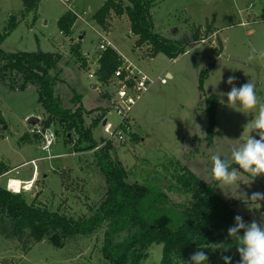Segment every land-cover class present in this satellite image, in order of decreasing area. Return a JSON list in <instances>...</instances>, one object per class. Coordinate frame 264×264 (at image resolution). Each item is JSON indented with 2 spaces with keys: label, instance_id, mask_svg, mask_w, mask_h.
I'll list each match as a JSON object with an SVG mask.
<instances>
[{
  "label": "rangeland",
  "instance_id": "1",
  "mask_svg": "<svg viewBox=\"0 0 264 264\" xmlns=\"http://www.w3.org/2000/svg\"><path fill=\"white\" fill-rule=\"evenodd\" d=\"M105 2L75 0L72 3L75 9L82 15L85 13L83 19L77 20L73 34L66 37L58 28V20L68 8L59 0H42L36 14L25 16L2 48L7 52L42 50L63 56L60 78L83 95L82 106L87 111L94 110L84 117L83 128L91 126L105 112V118L93 129L94 139L101 146H112V158L129 171V182L156 181L168 190L184 166L206 182L216 181L211 173L212 154L220 152L222 159L231 161L233 145L243 143L249 135L259 139L250 123L256 112H247L238 103L229 105L227 96L221 94L231 91L233 85L227 80L234 76V86L253 83L260 101L264 102V0H155L152 8L155 31L170 39H185L187 48H191L190 54L183 53L174 62L162 53L151 58L148 47H137V37L132 34L126 15L118 17L112 13L107 26L97 25L94 14ZM23 9V0H0V28L7 25L11 15H21ZM207 26L213 27L210 35L205 34ZM198 28L203 32L204 43L192 46V34ZM105 39L111 43L106 49L114 48L157 79L134 107L129 133H124L123 138L106 131L107 123L116 127L119 117L114 109L115 80L102 83L96 76L101 54L106 50L100 48ZM79 42L86 67L77 63L70 53L72 45ZM203 70H208L209 75L201 91ZM167 72L173 78L161 84ZM10 83L0 82V109L6 121V128H0V188L20 193L28 203L59 211L75 220L88 218L106 195V180L97 165L96 149H89L76 131L68 132L56 120L44 128L48 114L38 101L36 87L19 90L11 88ZM64 88L70 97L71 88L67 85ZM211 94L217 95L219 104L214 142L209 145L204 139L208 127L204 109L206 97ZM32 116L39 118L36 125L55 134L49 153L41 150L42 135L32 132L35 125L27 121ZM131 133L138 139L132 140ZM32 157L39 158V176L34 179L33 187L21 188L20 192L9 190L8 178H32L34 166L27 163ZM8 158L11 164L6 161ZM8 165L15 169L6 176L3 174ZM242 178L245 183L231 189L223 190L218 183L216 192L224 200L235 202V211L249 223L255 219L264 226V200H250L253 192L264 193V175L254 178L244 174ZM168 194L174 203L184 207L195 198L176 192ZM2 217L0 264H106L101 254L104 228L89 237L52 233L37 242L28 234L11 236L12 223ZM208 250L216 264H223L218 244ZM149 252L143 264H160L163 245L154 244Z\"/></svg>",
  "mask_w": 264,
  "mask_h": 264
},
{
  "label": "trees",
  "instance_id": "2",
  "mask_svg": "<svg viewBox=\"0 0 264 264\" xmlns=\"http://www.w3.org/2000/svg\"><path fill=\"white\" fill-rule=\"evenodd\" d=\"M41 1L23 0L22 14L11 15L7 25L0 28V82L10 81V87L19 90L35 86L38 101L48 114L44 128L50 127L51 122L56 120L68 132L76 131L79 140L87 143L89 149H96L97 165L106 180V195L91 216L75 220L59 211L28 203L20 193L0 188V218L5 216L12 223L10 235L21 237L28 234L38 242L52 233L64 237H89L104 228L101 254L106 264H143L154 244L163 245L160 264H192L191 256L198 250L208 256L205 264H216L208 250L214 244L220 246L222 257L232 258L231 264H240L237 243L228 236V229L234 225V218L239 214L234 209L235 202H228L217 194V181L206 182L184 166L169 191L156 181L129 182V171L112 158V146H101L94 139L93 129L105 118V112L98 115L91 126L83 128L84 117L94 110L87 111L82 106L83 95L60 78L63 56L42 50L7 52L2 48L21 20L31 13L36 14ZM154 4L155 0H106L93 19L97 25L105 27L112 13L118 17L126 15L131 32L137 37V47H148L147 53L151 58L162 53L177 59L187 50L188 41L170 39L155 31L152 13ZM76 22V15L67 11L58 20V28L64 36L69 37L74 32ZM212 30V26H207L205 34L210 35ZM202 35L201 28L196 29L192 34L193 40H200ZM220 44L222 46V42ZM70 53L82 67L87 66L80 42L72 45ZM99 63L97 79L106 83L123 59L114 48L109 47L102 52ZM208 73V70L201 72V91H204ZM16 81L20 83L15 84ZM66 85L71 88L70 97L66 94ZM218 104L216 94L206 97L204 110L208 115V127L204 139L209 145L214 142ZM128 126L130 129V121L124 125L126 133H129ZM0 128H6L1 109ZM131 135L132 140L138 139L134 133ZM231 167L238 166L231 164ZM168 192L194 195L195 198L189 206L184 207L174 203ZM243 219L249 223L247 218ZM243 234L241 230L239 235Z\"/></svg>",
  "mask_w": 264,
  "mask_h": 264
},
{
  "label": "clouds",
  "instance_id": "3",
  "mask_svg": "<svg viewBox=\"0 0 264 264\" xmlns=\"http://www.w3.org/2000/svg\"><path fill=\"white\" fill-rule=\"evenodd\" d=\"M235 79L234 76L228 77L227 83L233 86L230 92L221 95L227 96L229 105L238 103L247 112H256L250 123L257 131L259 139L249 135L243 143L233 145L231 161L227 158L222 159L220 152L212 154V177L223 190L240 186L241 182L245 183L242 178L244 174L254 178L264 175V102L260 101L253 83L248 82L237 88L234 86ZM231 163L238 167L232 168ZM250 200H264V193L253 192ZM234 219V225L228 229V236L237 243V250L241 256L240 264H264V226L255 219L250 224L246 223L240 215H236ZM241 230L244 233L242 236L239 235ZM222 259L225 264H231V257L224 256ZM191 261L192 264H205L208 256L204 251L198 250L191 256Z\"/></svg>",
  "mask_w": 264,
  "mask_h": 264
},
{
  "label": "built area",
  "instance_id": "4",
  "mask_svg": "<svg viewBox=\"0 0 264 264\" xmlns=\"http://www.w3.org/2000/svg\"><path fill=\"white\" fill-rule=\"evenodd\" d=\"M59 1L68 8V11L76 15L77 20L83 19L82 16L84 15L85 12L82 15L72 5V3H74L75 0H59ZM202 43H204V39L193 40L191 42V45L193 46ZM107 45H111V43L108 41H106V43H101L100 48L106 49ZM190 53H191V48L190 49L187 48V50L184 52L185 55H188ZM122 58H123V63L120 65V67L117 70H115V72L111 77L116 82V84L112 86L115 87L116 100L114 101V109L117 116L119 117V121L116 127H114V125H112L110 122L107 123L106 125L109 126V128L106 129V131L110 133L112 136L119 135L118 136L119 138H123V134L126 133L124 130V125L127 124V122L129 121L131 123V117L134 107L138 105V103L142 100V98L150 92L153 85H155V83L157 82V79L150 77L148 74L144 72L142 68H140L138 65L134 64L133 62L129 61L125 56H122ZM173 61H175V59ZM93 76L94 75L91 74V77ZM168 80L169 79L167 77H162L160 82L161 84H167ZM110 128L113 129V131H111ZM127 129H128L127 131H129V126L127 127ZM32 132L42 135L43 145L41 147V150L43 152L49 153L55 142L54 132H51L49 129H44L40 124L35 125L34 128L32 129ZM30 163L34 166L33 175L35 176L38 173L36 160L30 161ZM12 180L13 179L8 180V184H7L8 189L12 190L13 192H17L11 185ZM33 181L34 179L26 182L20 181V186L22 189L24 188L25 190H29L31 187H33ZM22 189H20V191Z\"/></svg>",
  "mask_w": 264,
  "mask_h": 264
},
{
  "label": "crops",
  "instance_id": "5",
  "mask_svg": "<svg viewBox=\"0 0 264 264\" xmlns=\"http://www.w3.org/2000/svg\"><path fill=\"white\" fill-rule=\"evenodd\" d=\"M24 10V9H23ZM174 62V61H173ZM166 77L169 79V77H170V79L171 78H173V75L170 73V72H167L166 73ZM92 87L94 88V85H92ZM137 107V106H136ZM38 159L39 158H36L35 159V157H32L31 158V160H29L27 163H30V161H32V160H36V165H37V167H38ZM7 162H8V164H11V162H9L10 160H9V158H8V160H6ZM8 167H9V169H7V172H5V174H3V175H11L12 173H13V170L15 169V167H12L11 166V168H10V165H8ZM39 172V171H38ZM34 173V172H33ZM34 175H32V178H30V179H28V178H19V177H14L13 179H17V180H20V181H22V182H26V181H30V180H32V179H35V178H38V176H39V173H37L34 177H33ZM8 179H12L11 177L10 178H8Z\"/></svg>",
  "mask_w": 264,
  "mask_h": 264
},
{
  "label": "bare ground",
  "instance_id": "6",
  "mask_svg": "<svg viewBox=\"0 0 264 264\" xmlns=\"http://www.w3.org/2000/svg\"><path fill=\"white\" fill-rule=\"evenodd\" d=\"M11 185L15 189V191H17V192L20 191V189H21L20 181L13 179L12 182H11Z\"/></svg>",
  "mask_w": 264,
  "mask_h": 264
},
{
  "label": "water",
  "instance_id": "7",
  "mask_svg": "<svg viewBox=\"0 0 264 264\" xmlns=\"http://www.w3.org/2000/svg\"><path fill=\"white\" fill-rule=\"evenodd\" d=\"M94 87H95V86H94ZM27 121H28L29 123H31L32 125H36V124L39 123V118L32 116V117L28 118Z\"/></svg>",
  "mask_w": 264,
  "mask_h": 264
}]
</instances>
